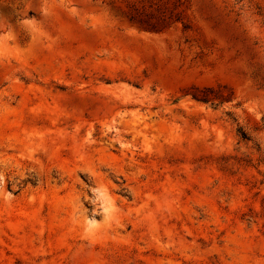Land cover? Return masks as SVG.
<instances>
[{
	"label": "rangeland",
	"instance_id": "rangeland-1",
	"mask_svg": "<svg viewBox=\"0 0 264 264\" xmlns=\"http://www.w3.org/2000/svg\"><path fill=\"white\" fill-rule=\"evenodd\" d=\"M0 264H264V0H0Z\"/></svg>",
	"mask_w": 264,
	"mask_h": 264
}]
</instances>
